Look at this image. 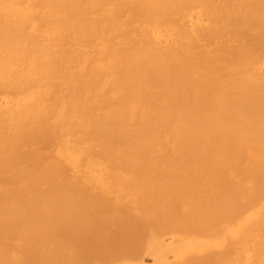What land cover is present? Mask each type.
I'll list each match as a JSON object with an SVG mask.
<instances>
[{
	"label": "bare ground",
	"instance_id": "bare-ground-1",
	"mask_svg": "<svg viewBox=\"0 0 264 264\" xmlns=\"http://www.w3.org/2000/svg\"><path fill=\"white\" fill-rule=\"evenodd\" d=\"M0 264H264V0H0Z\"/></svg>",
	"mask_w": 264,
	"mask_h": 264
}]
</instances>
